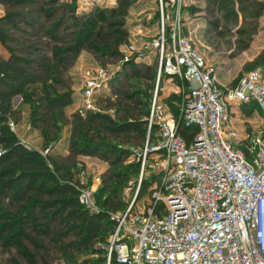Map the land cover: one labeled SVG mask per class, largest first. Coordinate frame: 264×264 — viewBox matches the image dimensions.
Wrapping results in <instances>:
<instances>
[{
	"label": "rangeland",
	"instance_id": "obj_1",
	"mask_svg": "<svg viewBox=\"0 0 264 264\" xmlns=\"http://www.w3.org/2000/svg\"><path fill=\"white\" fill-rule=\"evenodd\" d=\"M219 1L26 0L21 6L0 1V17L8 10L19 11L16 27H10L16 42L9 46L15 55L30 60L28 69L40 75L35 86L38 96L69 91L73 98L72 104L57 112L39 108L44 122L38 120L33 100L13 98L8 124L15 137L39 151L49 147L48 156L61 167L62 178L66 175L82 188L92 189L94 201L102 174L107 170L120 172L122 178L113 183L116 195L126 207L138 209L150 199L149 188L153 187L144 189L137 198L140 179L159 176L154 160L143 171L134 163L135 149L144 143L145 127L140 132L112 134L77 118L76 114L86 117L81 114L86 84L92 80L97 85L90 99L94 106L91 113H104L117 121H144L156 97L172 114L179 82L162 72L157 77L159 45L178 22L183 33L192 36L204 51L221 83L234 86L243 73L257 66L264 70V0ZM78 37L84 43L79 51L67 52ZM7 55L0 43V57ZM132 65L137 72H132ZM99 69H106L109 78L100 77ZM232 118L245 136L257 130L261 116L255 104H250L233 111ZM87 143H97L103 149H125L130 155L118 164L106 150L94 156L82 155L81 148ZM107 195L101 196L100 203ZM39 217L46 219L43 214ZM61 228L55 219L48 237L29 230L36 245L25 239L10 245L0 243V264H107L102 242L81 253L63 250L53 240Z\"/></svg>",
	"mask_w": 264,
	"mask_h": 264
},
{
	"label": "built area",
	"instance_id": "obj_2",
	"mask_svg": "<svg viewBox=\"0 0 264 264\" xmlns=\"http://www.w3.org/2000/svg\"><path fill=\"white\" fill-rule=\"evenodd\" d=\"M106 71L97 73L105 78ZM161 71L179 82V117L197 133L187 143L173 115L153 98L135 155L142 171L154 160L161 178L138 209L130 205L111 215L107 264L112 255L117 264H264V70L243 73L234 86L221 83L178 22L169 39L160 41L158 78ZM96 86L92 80L86 84L82 116L94 110ZM252 103L262 125L242 136L232 113ZM48 152L49 147L41 151ZM93 193L80 187L79 200L97 212Z\"/></svg>",
	"mask_w": 264,
	"mask_h": 264
},
{
	"label": "trees",
	"instance_id": "obj_3",
	"mask_svg": "<svg viewBox=\"0 0 264 264\" xmlns=\"http://www.w3.org/2000/svg\"><path fill=\"white\" fill-rule=\"evenodd\" d=\"M0 1L14 6L26 3V0ZM19 15V11L8 10L0 17V43L8 50L5 58L0 57V243L10 245L19 239H25L36 245L35 236L28 231L31 230L34 235L48 237L52 234V223L58 219L62 228L53 235V240L60 244L63 250L81 253L87 251L96 242H102L106 246L108 237L115 226L111 215L124 212L128 208L121 197H117L116 188L113 187V183H117L122 178V174L109 170L102 174L101 187L95 193V203L99 210L90 212L79 200L81 187L79 183L72 182V178L66 175L62 178L59 164L51 163L48 155L44 156L41 151L19 141L8 124V115L13 112L11 102L15 96L23 100H33L36 105L35 114L38 120L43 122L44 115L38 112L39 108L57 112L73 102L69 91L58 93L48 91L38 96L35 86L40 80V75L28 69L30 60L18 57L9 46L16 42L10 27H16ZM168 39L169 31L166 40ZM82 44L84 43L78 37L75 45L65 50L76 53ZM130 68L132 72H137L136 66L132 65ZM161 72L163 76L172 78ZM182 100V94L178 93L177 104L173 107L172 115L176 121L177 133L190 143L196 136L197 127L193 124L186 125L184 119L179 117V106ZM255 107L257 108L256 105ZM76 115L86 124H95L112 134L140 132L142 126L145 127V121H117L99 112H89L85 118ZM144 134H146V128ZM104 150L114 156L117 164L122 158L130 155V152L125 149L109 147L103 149L97 143L84 144L81 154L94 156ZM134 163L140 167L139 162ZM158 175L153 174L150 178L141 180L137 198L140 192L152 184L154 186L160 180L161 175ZM149 189L152 190V187ZM104 193L108 195L103 197L100 203ZM161 206L160 204L158 207L161 208ZM39 214H43L45 221H41ZM66 239L68 240L63 242ZM103 254L107 255L106 248L103 249ZM103 258L106 262V257ZM110 264H117L114 255L111 257Z\"/></svg>",
	"mask_w": 264,
	"mask_h": 264
},
{
	"label": "crops",
	"instance_id": "obj_4",
	"mask_svg": "<svg viewBox=\"0 0 264 264\" xmlns=\"http://www.w3.org/2000/svg\"><path fill=\"white\" fill-rule=\"evenodd\" d=\"M191 37H192V36H191ZM203 52H204V51H203ZM232 121H233L234 124L237 125L236 121L233 120V118H232ZM261 125H262V120L260 119V122L258 123V126H257L256 128H259ZM238 128H239V127H238ZM239 129H240V128H239Z\"/></svg>",
	"mask_w": 264,
	"mask_h": 264
},
{
	"label": "water",
	"instance_id": "obj_5",
	"mask_svg": "<svg viewBox=\"0 0 264 264\" xmlns=\"http://www.w3.org/2000/svg\"><path fill=\"white\" fill-rule=\"evenodd\" d=\"M19 96H15L14 99H17Z\"/></svg>",
	"mask_w": 264,
	"mask_h": 264
}]
</instances>
